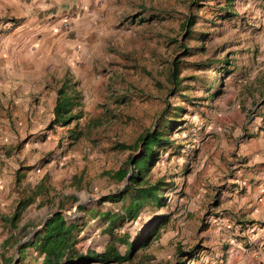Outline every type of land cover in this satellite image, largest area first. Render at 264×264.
<instances>
[{"label":"rangeland","instance_id":"374dc122","mask_svg":"<svg viewBox=\"0 0 264 264\" xmlns=\"http://www.w3.org/2000/svg\"><path fill=\"white\" fill-rule=\"evenodd\" d=\"M123 3L124 15L94 57L92 83L84 89L89 97L75 109L81 119L53 124L56 97H43V118L35 124L38 97L29 104L25 97H0V240L10 238L5 252L13 262L18 257V264H39L33 249L19 258L16 247L59 210L63 196L67 221L85 223L77 244L82 253H102L114 243L126 254V245L112 241L106 225L87 212L120 208L98 205L125 186L101 174L117 170L130 154L119 145L132 144L161 120L179 123L169 132L171 146L156 149L145 179L163 181L165 205L116 224L114 237L136 247L120 264H212L231 254L235 229L249 224L237 215L239 196L248 190L239 185L252 172L251 158L263 150L243 155L240 148L264 136V0H235L231 14L221 10L226 0ZM189 16L195 24L184 39ZM181 44L192 49L189 56H181ZM175 58L181 83L173 93ZM71 132L80 135L77 140ZM39 184L41 194L22 211L17 229L8 231L1 217L11 216Z\"/></svg>","mask_w":264,"mask_h":264},{"label":"crops","instance_id":"0c3cea01","mask_svg":"<svg viewBox=\"0 0 264 264\" xmlns=\"http://www.w3.org/2000/svg\"><path fill=\"white\" fill-rule=\"evenodd\" d=\"M124 1L0 0V97H25L27 104L38 97L35 124L43 118V97H57L66 78L76 83L80 97H89L84 89L92 83L94 57L124 15ZM255 142L240 148L243 155L253 147L263 150L251 158L252 172L239 185L248 190L239 196L237 215L249 224L235 229L231 254L212 264H264V136ZM6 239L0 240V264L11 257L3 247Z\"/></svg>","mask_w":264,"mask_h":264},{"label":"trees","instance_id":"16d2710c","mask_svg":"<svg viewBox=\"0 0 264 264\" xmlns=\"http://www.w3.org/2000/svg\"><path fill=\"white\" fill-rule=\"evenodd\" d=\"M235 0H226V7L221 8L225 10L226 14H231L230 9ZM230 16V15H229ZM195 24V18L189 16L186 20V33L184 39H188L191 35L190 28ZM183 53L181 56H189L192 49L182 45ZM179 58V57H178ZM172 60L170 65L169 81L173 86V93L177 92L180 87L181 79L179 77V59ZM80 95L76 90V83L66 78L57 89V97L53 106V124H60L61 126L69 125L73 120L82 118L81 111H75L80 106ZM174 116H178L175 112ZM162 121V123H161ZM157 124L156 129L145 131L140 134L137 139L130 145L121 144L119 149L121 151L129 150L125 161L115 171H104L101 175L116 183L125 182L123 189L117 190L115 194H108L102 197L98 203L99 206L105 204L120 203V208L112 210L108 208L104 212L96 210L88 211L87 214L91 218H99L105 225L112 241L120 242L126 245V254H121L115 247V244H110L102 253H96L88 250L82 253L77 244L80 240L79 236L84 229L85 223L78 225L76 221H67L61 209L64 207V201L68 197L63 196L59 201V210L50 214V216L43 221L41 227L33 237H29L27 241L17 245V253L19 258L27 249H33L37 256L39 264H120L128 261L136 247L128 243L127 239H118L114 237L113 231L117 228L116 224L124 221L131 222L135 220L138 215L145 208H160L165 205V197L163 191L164 183L157 180L150 183L145 179L146 172L149 171L152 165V160L156 157V149L159 147L171 146L169 141V132L173 131L179 121L169 119L166 122L161 120ZM77 127V125H76ZM79 134L70 133V138L75 141ZM20 177H17L19 181ZM42 184H39L31 192L28 197L20 200L15 208L14 213L9 216L1 217L2 223L7 225L8 231L17 229V221L19 220L22 211L29 205L33 204L41 194ZM41 204V203H40ZM82 210V208H80ZM86 211V210H85ZM166 224V219L160 222L158 226V235L160 228ZM29 224H25L21 230L25 231ZM15 237V236H14ZM3 247L12 248L10 245V238H7ZM13 262L12 257L7 260V264ZM177 264H182L178 262Z\"/></svg>","mask_w":264,"mask_h":264},{"label":"water","instance_id":"95a60500","mask_svg":"<svg viewBox=\"0 0 264 264\" xmlns=\"http://www.w3.org/2000/svg\"><path fill=\"white\" fill-rule=\"evenodd\" d=\"M46 219H47V218H46ZM46 219H45V220H46ZM45 220H44V221H45ZM40 228H41V227H39L37 230H35V231L30 235V237H33V236L37 233V231H38ZM25 241H27V239H26ZM25 241H24V242H25ZM20 244H21V243H20ZM20 244H19V245H20ZM16 249H17V248H16ZM13 264H18V257L14 260Z\"/></svg>","mask_w":264,"mask_h":264},{"label":"built area","instance_id":"2783aa9c","mask_svg":"<svg viewBox=\"0 0 264 264\" xmlns=\"http://www.w3.org/2000/svg\"><path fill=\"white\" fill-rule=\"evenodd\" d=\"M258 248L261 249V248H262V245H259ZM256 257H257V256H256Z\"/></svg>","mask_w":264,"mask_h":264}]
</instances>
